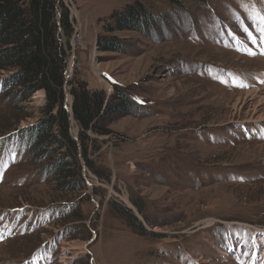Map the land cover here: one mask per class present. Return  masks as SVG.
Masks as SVG:
<instances>
[{"label": "rangeland", "instance_id": "obj_1", "mask_svg": "<svg viewBox=\"0 0 264 264\" xmlns=\"http://www.w3.org/2000/svg\"><path fill=\"white\" fill-rule=\"evenodd\" d=\"M57 1L73 29L66 110L76 76L107 97L129 93L134 112L111 118L109 135L86 132L98 172L69 119L77 201L58 198L16 139L44 93L23 109L0 98V264H264V0ZM134 2L154 28L114 33L120 51L100 52L104 23Z\"/></svg>", "mask_w": 264, "mask_h": 264}, {"label": "trees", "instance_id": "obj_2", "mask_svg": "<svg viewBox=\"0 0 264 264\" xmlns=\"http://www.w3.org/2000/svg\"><path fill=\"white\" fill-rule=\"evenodd\" d=\"M154 18L140 2L114 11L102 26L97 49L120 51L119 38L112 34L134 30L144 33L154 28ZM72 31L68 9L61 1L0 0V98L14 109H23L22 104L29 101L33 93L39 90L44 93L36 123L25 129L24 135L19 129L17 142L28 148L33 164L45 172L58 198L77 196L80 201L85 182L78 145L70 134V115L65 108L64 72ZM68 85L72 118L81 129V157L86 167L98 172L87 157L86 132L111 134L108 127L111 118L133 114L132 98L116 88L108 97L104 91H89L76 76ZM11 118H15L14 115ZM9 128L5 127L3 132ZM118 210L135 221L128 210ZM68 220L82 221L83 215L74 211ZM76 229V226L71 227L73 232Z\"/></svg>", "mask_w": 264, "mask_h": 264}, {"label": "bare ground", "instance_id": "obj_3", "mask_svg": "<svg viewBox=\"0 0 264 264\" xmlns=\"http://www.w3.org/2000/svg\"><path fill=\"white\" fill-rule=\"evenodd\" d=\"M71 68H72V62L70 61L69 63H68V66H67V72H66V75H68L69 76V72L71 71ZM71 73V72H70ZM38 92H40V93H43L42 91H38ZM250 94H251V96H257V94H258V90H254L253 92H249ZM68 101H71V97L70 96H68ZM264 101V98H262L261 99V103Z\"/></svg>", "mask_w": 264, "mask_h": 264}, {"label": "water", "instance_id": "obj_4", "mask_svg": "<svg viewBox=\"0 0 264 264\" xmlns=\"http://www.w3.org/2000/svg\"><path fill=\"white\" fill-rule=\"evenodd\" d=\"M65 79H66V82H67V78L65 77ZM68 96V95H67ZM67 108V107H66ZM68 113H69V115H70V119H72V113H71V103L69 104V109H68ZM77 138V137H76Z\"/></svg>", "mask_w": 264, "mask_h": 264}, {"label": "snow or ice", "instance_id": "obj_5", "mask_svg": "<svg viewBox=\"0 0 264 264\" xmlns=\"http://www.w3.org/2000/svg\"><path fill=\"white\" fill-rule=\"evenodd\" d=\"M142 102V101H141Z\"/></svg>", "mask_w": 264, "mask_h": 264}]
</instances>
